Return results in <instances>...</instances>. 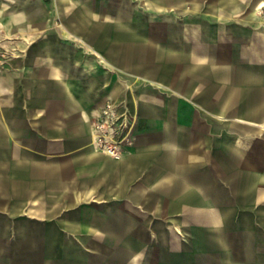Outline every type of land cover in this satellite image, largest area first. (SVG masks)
<instances>
[{
  "label": "crops",
  "instance_id": "0c3cea01",
  "mask_svg": "<svg viewBox=\"0 0 264 264\" xmlns=\"http://www.w3.org/2000/svg\"><path fill=\"white\" fill-rule=\"evenodd\" d=\"M261 9L0 0L28 39L0 74V264H264ZM108 99L140 128L119 158Z\"/></svg>",
  "mask_w": 264,
  "mask_h": 264
},
{
  "label": "built area",
  "instance_id": "2783aa9c",
  "mask_svg": "<svg viewBox=\"0 0 264 264\" xmlns=\"http://www.w3.org/2000/svg\"><path fill=\"white\" fill-rule=\"evenodd\" d=\"M24 37V38H23ZM27 37L0 25V74L9 69L11 63L22 57L26 48L22 46ZM129 118L114 100L106 101L95 121L94 133L99 148L112 157H123L125 148L117 136L127 127Z\"/></svg>",
  "mask_w": 264,
  "mask_h": 264
},
{
  "label": "rangeland",
  "instance_id": "374dc122",
  "mask_svg": "<svg viewBox=\"0 0 264 264\" xmlns=\"http://www.w3.org/2000/svg\"><path fill=\"white\" fill-rule=\"evenodd\" d=\"M257 13L262 19H264V9L259 10ZM108 100H111V99H108ZM122 112H125L129 118V122L127 123V127L117 136L118 140L121 141V145H123L125 148V151L123 153V156H124L132 148V146L134 144L135 136L139 132L140 128H139V125L137 124L138 123L137 117H135L134 115H131V113H129L127 110L126 111L122 110ZM94 130H95V123H94ZM149 216H153V214L149 212ZM150 227H151V225H150ZM155 243L156 242L154 240L153 241L149 240V241H147L145 246L149 245V250L152 251V253H155L156 252V244ZM167 256L168 255L166 253V258H167Z\"/></svg>",
  "mask_w": 264,
  "mask_h": 264
},
{
  "label": "water",
  "instance_id": "95a60500",
  "mask_svg": "<svg viewBox=\"0 0 264 264\" xmlns=\"http://www.w3.org/2000/svg\"><path fill=\"white\" fill-rule=\"evenodd\" d=\"M235 260V259H234ZM236 261V260H235Z\"/></svg>",
  "mask_w": 264,
  "mask_h": 264
},
{
  "label": "bare ground",
  "instance_id": "6f19581e",
  "mask_svg": "<svg viewBox=\"0 0 264 264\" xmlns=\"http://www.w3.org/2000/svg\"><path fill=\"white\" fill-rule=\"evenodd\" d=\"M24 38V37H23Z\"/></svg>",
  "mask_w": 264,
  "mask_h": 264
}]
</instances>
